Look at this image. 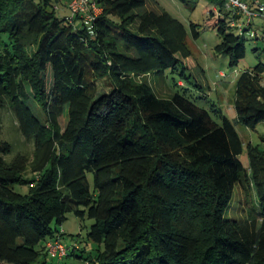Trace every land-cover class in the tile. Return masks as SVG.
Wrapping results in <instances>:
<instances>
[{
	"label": "trees",
	"instance_id": "obj_1",
	"mask_svg": "<svg viewBox=\"0 0 264 264\" xmlns=\"http://www.w3.org/2000/svg\"><path fill=\"white\" fill-rule=\"evenodd\" d=\"M148 1L95 0L91 36L58 15L66 0H0V110L9 106L34 147L31 160L7 161L12 147L0 138V264H46L45 244L61 242L55 225L70 211L92 220L98 248L83 264H264V151L248 145L244 165L227 117L217 123L184 94L161 98L134 79L177 67L183 76L191 56L184 25ZM208 1L214 51L235 68L251 22ZM263 73L258 63L236 78V117L249 129L264 122ZM100 79L108 92L96 91ZM247 184L259 217L240 220L228 211ZM65 247L63 258L73 256Z\"/></svg>",
	"mask_w": 264,
	"mask_h": 264
},
{
	"label": "rangeland",
	"instance_id": "obj_2",
	"mask_svg": "<svg viewBox=\"0 0 264 264\" xmlns=\"http://www.w3.org/2000/svg\"><path fill=\"white\" fill-rule=\"evenodd\" d=\"M244 1L250 5L256 0ZM257 1L264 4V0ZM147 7L157 11L164 10L184 25L186 46L191 56L185 60L187 69L184 70L183 76L180 74L183 70L177 67L175 70L152 71L145 76H134V79L148 83L156 95L161 98H169L175 92L184 94L197 107L204 109L217 123H220L221 116L227 117L232 122L242 143V153L239 158L244 165H247L248 145L257 146L259 150L264 151V122L257 124L254 129L244 126L236 117L234 99L237 76L258 63L264 64V32H262L263 28L257 25L258 22L261 23L260 20L251 19L250 30H256L257 38L249 37V31H245L243 36L246 48L245 57L235 68H230L228 57L214 51V46L219 43L220 38L215 27L217 17L208 15L210 11L216 12L214 5L208 0H150ZM57 12L61 17L70 15L65 3L62 6L58 5ZM191 25L197 31L196 38L192 36ZM229 31L237 34L234 28H230ZM260 35H263V38H260ZM48 77L49 75L47 79ZM262 78L264 80V73ZM95 87L98 93L108 92L112 84L108 79H100L95 81ZM28 105L35 114H38L33 100H30ZM0 118L2 128L0 138L10 143L12 147L11 153L5 159L11 161L17 155L23 154L31 160L34 152L33 144L24 141L18 130L14 114L7 104L0 110ZM65 122V116H60L59 123L62 129ZM25 176L30 177L29 170ZM87 178L89 187L92 189V175L88 173ZM15 190L25 192L26 186H15ZM232 200L233 206L228 211L231 217L240 220L249 219L251 216L259 217L255 192L250 184L236 186ZM91 224L92 220L86 216L80 218L70 211L60 225H55L56 234H62L61 242L68 247L69 251H73V256L62 258L60 264H83L86 259H91L96 254L98 245L87 236ZM45 260L46 264H57L56 259L46 257ZM41 261H43L42 256L39 263Z\"/></svg>",
	"mask_w": 264,
	"mask_h": 264
},
{
	"label": "built area",
	"instance_id": "obj_3",
	"mask_svg": "<svg viewBox=\"0 0 264 264\" xmlns=\"http://www.w3.org/2000/svg\"><path fill=\"white\" fill-rule=\"evenodd\" d=\"M227 8L236 9L241 13L247 24H250L252 18H259L264 27V4L259 1L252 2L253 7H249L242 0H225ZM65 7L69 10L70 15L67 20L71 23L74 18H78L83 28L89 35H94V22L101 12V8L95 0H66ZM252 35L251 30L249 31ZM48 255L53 259H61L66 256L67 248L58 240L48 241L45 244Z\"/></svg>",
	"mask_w": 264,
	"mask_h": 264
},
{
	"label": "crops",
	"instance_id": "obj_4",
	"mask_svg": "<svg viewBox=\"0 0 264 264\" xmlns=\"http://www.w3.org/2000/svg\"><path fill=\"white\" fill-rule=\"evenodd\" d=\"M215 9V8H214ZM259 19V18H258ZM260 20V19H259ZM252 22V21H251ZM261 22V21H260ZM257 25H259V26H261L263 29H262V32H264V27H263V25H262V23H257ZM258 26V27H259ZM256 31V30H255ZM257 36V35H256ZM260 38H263V35H260ZM263 80V79H262ZM263 83H264V80H263Z\"/></svg>",
	"mask_w": 264,
	"mask_h": 264
}]
</instances>
